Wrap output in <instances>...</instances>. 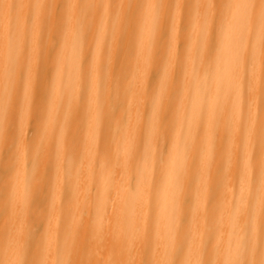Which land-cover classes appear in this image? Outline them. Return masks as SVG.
Wrapping results in <instances>:
<instances>
[{"label":"bare ground","instance_id":"obj_1","mask_svg":"<svg viewBox=\"0 0 264 264\" xmlns=\"http://www.w3.org/2000/svg\"><path fill=\"white\" fill-rule=\"evenodd\" d=\"M0 264H264V0H0Z\"/></svg>","mask_w":264,"mask_h":264}]
</instances>
